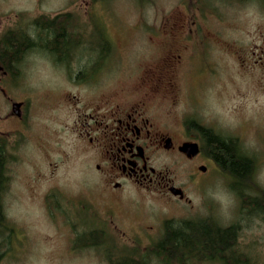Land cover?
I'll return each mask as SVG.
<instances>
[{"label": "rangeland", "instance_id": "1", "mask_svg": "<svg viewBox=\"0 0 264 264\" xmlns=\"http://www.w3.org/2000/svg\"><path fill=\"white\" fill-rule=\"evenodd\" d=\"M87 8L91 15H86ZM65 12L82 14L83 20H88L73 34L70 48L77 55L96 50L102 25L117 70L102 75V82L114 78L109 85L119 91V99L125 103L144 99L141 91L153 78L162 83L161 70L168 57L180 55L185 60L194 54V48L197 56L206 52V64H213V75L207 80L204 75L191 78L183 74L181 66L175 70L181 97L153 98L151 106L157 107L159 122L169 127L176 128L178 114L186 111L190 117L211 122L223 135L238 138L254 161L255 182L264 191V11L258 2L0 0V31L17 30L14 22L28 31L31 28L25 25L35 15L55 17ZM185 24L188 27L181 28ZM172 25L179 28L169 29ZM187 35L193 36L188 44ZM200 38L209 44H202ZM50 59L43 53L29 57L21 75L20 82L32 98V129L27 144L12 145L7 152L2 207L8 229L0 231V264H108V255L119 257L124 249L142 251L156 243L162 234L158 229L161 218L171 216L211 218L223 227L239 223L241 252L251 264H264V225L257 219L240 221L230 179L220 169L203 186L188 189L189 205H175L134 187L124 190L122 202L107 198L94 161L74 151L67 133L69 109L47 91L66 85L55 75L56 66ZM166 173L178 183L185 179L184 173L176 170ZM109 207L112 210L106 213ZM75 242L79 247H97L75 248Z\"/></svg>", "mask_w": 264, "mask_h": 264}, {"label": "flooded vegetation", "instance_id": "2", "mask_svg": "<svg viewBox=\"0 0 264 264\" xmlns=\"http://www.w3.org/2000/svg\"><path fill=\"white\" fill-rule=\"evenodd\" d=\"M260 7L264 11V0L260 2ZM85 12L86 15L88 13L91 15L90 9H85ZM65 13L71 19L58 20L56 23L60 25L57 27L66 36L73 38V34L77 35L76 30L81 25H86L88 20H83L82 14H78L79 20H75L73 19L74 13ZM40 17L43 15H35L30 19L32 20L30 24L27 21L25 27L31 28L30 30L26 31L27 29L24 30L23 26L20 27L26 35L25 38L30 41L29 47H21V44L7 45L9 41H12L13 34L17 30L5 28L0 31V156L2 171L8 164V148L10 149V146L16 144H27V140L31 136L29 112L32 98L20 81H22L21 75L25 71L26 60L29 57L34 58L39 53L51 57L52 60L50 59L49 62L56 66L53 68L55 75L61 76L65 81L66 85H62L63 88L60 86L47 91L55 94V100L70 111V124L67 126V133L73 140L74 151L86 156L89 161L91 159L94 161L95 172L102 174L103 177L105 196L113 200V203L122 202L124 190L127 187H134L137 191L159 196L175 205H189L188 189L194 188L195 191L213 176V172L220 169L219 164L208 153L205 132L214 137L221 136L226 140H231L237 150L247 155L238 138L223 135L211 122L190 117L186 115L185 111V113L178 114V125L176 128H172L159 122L157 107L151 106V102L155 101L153 98L162 99L173 96L177 99L178 96L181 97L180 88L175 83L177 75L175 70L181 66H184L183 74L191 75V78L204 75L207 80L209 76L213 75V64L211 66L206 64V52H201L197 56V51L194 48V54L189 55L185 60L180 55L168 57L165 61L166 68L161 70L163 72L162 83L153 78L151 85H146L145 90L141 91L144 94V99L125 103L119 99V91L112 89L113 86L109 85V82L114 78L103 79L102 82V75L117 72L112 66L114 60L110 57L112 47L104 34L102 25L100 24L99 28L103 34L98 30L96 50H90L80 56L71 52L70 48V51L61 55L58 51L50 49L49 46L42 45L43 39L39 38L41 31L37 21ZM186 27H188L186 24L181 26L183 29ZM176 28L179 26H169L171 30ZM192 37L187 35L185 42L190 41ZM202 40H200L203 42L202 44H209L206 38L204 40L207 42ZM54 41H57V37L48 39L44 43L49 45ZM90 53L94 54V57ZM154 74L151 75L154 76ZM117 76L119 73L115 77ZM66 87H68V91H65ZM43 97L40 96L41 99ZM188 97L189 94L185 88L183 89V98ZM173 107H176V102ZM185 146H195L197 152L195 154L183 152L182 149ZM166 170L184 173L185 179L182 183H178L172 174L171 177L174 179L166 173ZM3 178L2 174L0 182L3 181ZM172 191H179L180 194L174 195ZM110 210H112L111 207L106 209V213ZM183 220L189 219H179L173 216L167 219L161 218V228L158 229L163 232L164 223Z\"/></svg>", "mask_w": 264, "mask_h": 264}, {"label": "trees", "instance_id": "3", "mask_svg": "<svg viewBox=\"0 0 264 264\" xmlns=\"http://www.w3.org/2000/svg\"><path fill=\"white\" fill-rule=\"evenodd\" d=\"M255 1L260 4L262 0ZM74 18L79 20L78 16ZM70 19L67 13H62L57 17L43 16L37 20L41 31L40 40L43 39L44 42L57 37V41L51 42L49 48L58 51L61 55L70 50L73 38L66 36L55 23L58 20ZM19 24L14 22L17 31L7 45L21 44V47H29L30 41L25 38L26 35ZM205 139L208 153L230 179L229 188L238 200L240 221L252 223L257 219L264 225V191L255 182V166L252 157L244 155L237 150L231 140L221 136L214 137L205 132ZM1 161L0 156V178L3 174ZM5 184V180L0 182V231L2 232L8 229L2 207ZM103 230L96 231L103 234L105 232ZM241 231L242 226L239 223L223 227L211 218L169 221L164 223L163 232L157 242L145 250L124 249L119 257L108 255L106 259L108 264H251V260L241 252L238 243ZM84 247L97 246L86 244L79 247L75 242V248Z\"/></svg>", "mask_w": 264, "mask_h": 264}, {"label": "water", "instance_id": "4", "mask_svg": "<svg viewBox=\"0 0 264 264\" xmlns=\"http://www.w3.org/2000/svg\"><path fill=\"white\" fill-rule=\"evenodd\" d=\"M193 150V151H192ZM182 151L183 152H192V154H195L196 152H197V150L195 149V146H185L183 149H182ZM172 193L174 194V195H179L180 194V192L179 191H176V192H174V191H172Z\"/></svg>", "mask_w": 264, "mask_h": 264}, {"label": "bare ground", "instance_id": "5", "mask_svg": "<svg viewBox=\"0 0 264 264\" xmlns=\"http://www.w3.org/2000/svg\"><path fill=\"white\" fill-rule=\"evenodd\" d=\"M221 226V225H220ZM225 227V226H224Z\"/></svg>", "mask_w": 264, "mask_h": 264}]
</instances>
